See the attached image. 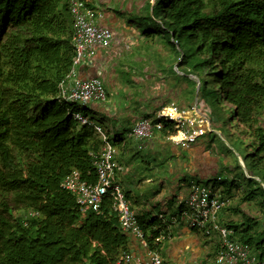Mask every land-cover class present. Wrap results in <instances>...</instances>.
<instances>
[{"label":"trees","instance_id":"1","mask_svg":"<svg viewBox=\"0 0 264 264\" xmlns=\"http://www.w3.org/2000/svg\"><path fill=\"white\" fill-rule=\"evenodd\" d=\"M145 7L141 34L157 36L172 56L162 66L205 102L211 124L227 126L224 101L245 127L251 144L242 158L244 182L222 185L242 183L241 201L258 204L264 219V0H157ZM72 33L69 0H0V264H119L130 252L111 200L82 215L60 187L72 171L94 183L101 149L93 130L73 118L81 107L57 98L74 57ZM168 130L166 124L160 136ZM137 219L147 251H158L167 223ZM222 225L264 261V220L244 216Z\"/></svg>","mask_w":264,"mask_h":264},{"label":"crops","instance_id":"2","mask_svg":"<svg viewBox=\"0 0 264 264\" xmlns=\"http://www.w3.org/2000/svg\"><path fill=\"white\" fill-rule=\"evenodd\" d=\"M89 2L100 16L97 24L112 32L113 41L108 49L96 48L93 58L78 67V76L82 80L100 78L105 88L107 86L113 91L107 92L105 103L90 104L88 110H84L100 113L112 121L106 129L110 131L108 132L110 143L116 148L115 161L118 170L115 183L121 188L137 216L148 219L162 216L165 219L167 235L165 239L159 241V248L156 251L163 264H215V256L219 251V239L216 235L205 238L183 222L176 224L169 222L182 210L188 187L192 182L211 183L221 190L227 188L226 185H222L225 179L219 175L221 158L218 150L212 149L213 143L205 139L207 134L186 148L165 142V138L159 133L145 143L141 151L150 150L156 156L165 155L166 165L169 166L168 187L166 188L165 181H160L159 193L152 200L155 207L152 208L147 202H141L139 196H133L141 184L151 183L150 178L143 182L141 180L136 185L133 180H125L132 170L137 153L140 152L137 150L136 142L128 136L133 123L141 118L155 117L162 108L172 103L187 110L194 104L195 97H190L187 86L169 74V67L162 66V62L159 61L162 54L151 53L153 40L142 35L139 26L132 21L136 19L137 14L133 13L130 1L89 0ZM167 59L166 56L165 61ZM172 69L177 73L176 67ZM126 75L128 79L125 80ZM118 91L123 92V97L122 101L116 102L117 99L111 98L112 94L115 96ZM81 113L88 117L87 113ZM210 132L220 136L228 144L227 139L230 137L212 130L211 124ZM236 215L238 216H234L227 206L220 213L219 220L222 224L241 223L244 216H253L245 212ZM130 238V253L134 259L146 264V249L138 241Z\"/></svg>","mask_w":264,"mask_h":264},{"label":"built area","instance_id":"3","mask_svg":"<svg viewBox=\"0 0 264 264\" xmlns=\"http://www.w3.org/2000/svg\"><path fill=\"white\" fill-rule=\"evenodd\" d=\"M69 13L72 18L74 57L69 72L58 85L57 98L67 104H77L80 107L103 104L107 101L103 81L100 78L80 79L78 67L93 58L96 48L108 49L112 44L113 34L109 29L97 24L100 16L89 0H69ZM198 104L196 98L194 104L186 110L172 103L162 108L153 118H141L135 121L128 136L136 142L137 150L141 151L145 143L168 124L171 130H168L164 136L166 141L182 148L195 144L210 131L211 124L208 114H205L206 116L200 114ZM73 118L81 126L93 130L101 142L100 153L94 162L97 178L94 183H89L81 178L79 172L72 171L62 181L61 189L73 196L82 215L89 211L99 212L103 201L111 200L112 210L117 216L121 231L146 249L137 214L121 188L115 183L118 170L115 161L116 148L110 143L102 127L93 123L89 117L76 112ZM224 208L225 199L213 184L192 182L188 187L182 210L169 222L171 224L183 222L205 238L216 235L219 239V251L215 256V264H264V261L258 260L248 245L231 239L232 231L223 226L219 220ZM158 218L166 222L162 216ZM165 238L166 236L162 235L157 241ZM119 264L143 263L134 259L129 252L121 255ZM146 264H163V260L158 253L147 251Z\"/></svg>","mask_w":264,"mask_h":264},{"label":"rangeland","instance_id":"4","mask_svg":"<svg viewBox=\"0 0 264 264\" xmlns=\"http://www.w3.org/2000/svg\"><path fill=\"white\" fill-rule=\"evenodd\" d=\"M128 1L132 3L131 6H132V11L134 14H138L140 11L144 13L145 12L144 10L146 8L145 5L147 3H149L152 6L157 2V0H128ZM140 17L141 15L138 14V16L137 15L135 16L136 19L132 21L136 25H140L141 24ZM152 46H153L152 47L153 51L151 50V53L153 55L157 52H160V54H162L159 58L160 63L162 62L163 64H166V61H165L166 56L167 58L171 57L172 59V56H170V52L168 48L165 45H163V43L157 36L154 38V41L152 42ZM154 50L156 52H154ZM173 67H176V66H173ZM190 78L196 82V91H197L199 88L198 80L196 79V77H193V76H190ZM124 79L125 80L128 79L127 75L124 77ZM105 90H106V93L107 92L113 93V91H111V89H109L107 86ZM219 94L220 96H222V91H219ZM122 97H123V92L118 91L117 95L115 94L114 96L112 94L111 99L112 100L117 99L116 102H119V101H122ZM196 98H197V93L195 95V99ZM198 102H199L198 108H199L200 114L209 115V111L207 110V106L205 102L201 98H199ZM221 102L223 106L221 115H224L227 121V126L224 127L223 129L220 123L215 121L214 124H211L212 130L214 131L217 130V131L222 132V134H224L223 136L225 137H226L225 132H230L234 134L236 139L238 138L241 139L243 141V145H240L238 142L233 141L231 138L227 139L228 140V144H227L224 140L221 139L220 136L212 134L211 133L212 131L211 132L209 131V133H207L205 139L210 140L213 143L214 147L212 149L218 150L219 157L221 158L219 162V166H220L219 175L225 180H230L231 178H235L241 182H244L243 175H246V169H245V166L244 167L241 166L239 162V158L242 161V158L244 157L246 151L249 150L248 147L250 146L251 141L248 138H246V136L242 133L246 131L245 127L241 125L240 123H238L237 120L232 119L231 114L229 112L232 105L228 102H224V101H221ZM88 107L89 105L84 106V107L81 106V109L88 110ZM86 110L82 112L84 114L87 113L88 117L93 121V123L101 126L108 136V132L110 131L106 129L107 128L106 126L112 124V121L110 120V118L105 117L100 113H91L90 111L86 112ZM87 129L89 130V128ZM154 137H155V134L152 137V139ZM93 138H95L96 141L99 140L98 136L95 133H93ZM165 142H168V141H165ZM165 157H166L165 155H161V154L156 156V154L152 153L150 150L140 151L136 155V161L132 166V170L130 171L129 175L125 179V180H133L134 185H136L137 183H140L141 180H142L141 182H143L146 179L150 178L151 183L141 184L140 187L137 190H135V193L133 194V196L134 197L139 196L141 202L149 203L148 205H150L152 208L155 207L154 202L152 200L156 195H158L157 193H159L160 181H165L166 188L168 187L167 180L169 179V176H168L169 166L166 165L167 162H165ZM137 177H138V180H137ZM201 184H205V182H202ZM239 184L240 186L237 188H233V190L225 188V187L223 188V190H221L219 187H217L219 194L221 195L222 198L225 199V209L228 206L229 211L232 212L233 215L236 217L238 216L236 214L240 212L241 213L245 212L247 214L250 213L251 215L255 216L256 218L260 220H264L262 217L263 216L262 210L261 208H259L258 204H256L255 202L246 203V202L241 201L243 191H244V188H243L244 185H242V183H239ZM155 211L156 213H158L157 209ZM28 215L29 214L26 211H19V212L15 211L13 213L14 217H21V218L27 217Z\"/></svg>","mask_w":264,"mask_h":264},{"label":"water","instance_id":"5","mask_svg":"<svg viewBox=\"0 0 264 264\" xmlns=\"http://www.w3.org/2000/svg\"><path fill=\"white\" fill-rule=\"evenodd\" d=\"M239 162H240L241 166L244 167L243 162L241 161L240 158H239Z\"/></svg>","mask_w":264,"mask_h":264}]
</instances>
